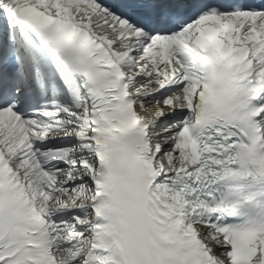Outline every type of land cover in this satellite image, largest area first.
<instances>
[{
    "label": "snow or ice",
    "instance_id": "snow-or-ice-1",
    "mask_svg": "<svg viewBox=\"0 0 264 264\" xmlns=\"http://www.w3.org/2000/svg\"><path fill=\"white\" fill-rule=\"evenodd\" d=\"M0 264H264V0H0Z\"/></svg>",
    "mask_w": 264,
    "mask_h": 264
}]
</instances>
